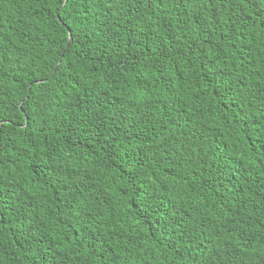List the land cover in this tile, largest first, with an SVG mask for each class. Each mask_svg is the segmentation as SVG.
Masks as SVG:
<instances>
[{
  "label": "trees",
  "instance_id": "obj_1",
  "mask_svg": "<svg viewBox=\"0 0 264 264\" xmlns=\"http://www.w3.org/2000/svg\"><path fill=\"white\" fill-rule=\"evenodd\" d=\"M0 264H264V0H0Z\"/></svg>",
  "mask_w": 264,
  "mask_h": 264
}]
</instances>
